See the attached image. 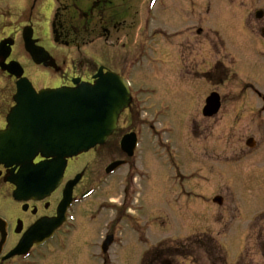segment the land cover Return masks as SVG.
I'll use <instances>...</instances> for the list:
<instances>
[{"label": "flooded vegetation", "instance_id": "af4514ba", "mask_svg": "<svg viewBox=\"0 0 264 264\" xmlns=\"http://www.w3.org/2000/svg\"><path fill=\"white\" fill-rule=\"evenodd\" d=\"M245 15L247 22L239 23L237 29L235 18ZM214 22L219 29L213 28ZM263 29L264 0H0V43L8 40L11 52L7 59L3 53L0 55V130L7 126L6 115L15 105L20 79L3 70L1 64H19L23 78H28L37 90H46L73 87L74 80L92 82L101 68L133 78L152 63L176 88L188 84L189 88L195 87L197 76L204 75L208 91L202 106L209 96L217 95L219 110L208 121L211 135L214 126L222 132V144L216 148H222L226 167L232 157L240 159L249 153L245 151L249 143L255 147L258 138H264L260 134L264 131ZM25 32L31 34L37 47L45 49L47 63L34 61L24 45ZM133 110L131 124L135 121ZM220 118L224 125H219ZM118 130L106 144L116 138L110 146L119 150ZM234 139L242 143L240 149ZM230 148L239 155L228 156ZM42 160L38 156L34 163ZM80 162L79 157L69 161L60 187L44 200L13 197V180L20 167L0 164V217L6 221L0 264H24L22 259L26 257L8 255L39 219L57 216L66 183L83 172L73 193L77 198L81 195L88 166L81 168ZM67 224L56 231L50 244H64ZM109 234L114 244H119L117 230H109ZM113 251L89 255L96 259L95 264H124ZM150 253L154 258L150 264H167L165 259L155 258L161 253L159 248L145 251L140 264Z\"/></svg>", "mask_w": 264, "mask_h": 264}, {"label": "rangeland", "instance_id": "374dc122", "mask_svg": "<svg viewBox=\"0 0 264 264\" xmlns=\"http://www.w3.org/2000/svg\"><path fill=\"white\" fill-rule=\"evenodd\" d=\"M247 17L235 18V27L240 28L238 24L247 22L244 21ZM216 24L213 28L219 29ZM202 65L205 70L206 65ZM136 75L133 77L136 90L146 89L148 93L138 96L137 100L141 101L136 105L132 124L131 113L127 110L123 114L117 134L120 140L131 129L141 130V144L135 156L128 158V165L115 175L106 176L105 167L111 161L127 158L117 148H111L116 138L81 155V168L88 166L81 191L95 187L96 192L72 211L78 230L69 228L63 234L64 250L58 245L43 246L32 262L95 264L96 259L92 260L89 254L102 255L99 247L105 232L117 230L119 244L114 246L113 253L124 264H140L145 251L158 245L173 246L175 241L187 236L190 238L184 241L194 247L209 244V238L200 239L195 234L206 231L216 243L223 245L228 264H264V254L259 248L264 243V138L259 137L253 149L245 147L249 153L240 159L232 157L224 167L222 148H216L222 144L219 136L222 132L214 126L211 135V123L202 114L203 96L208 91L204 75H198L196 86L191 88L187 87L189 84L182 85L184 88L170 85L160 67H153L152 63ZM219 125H224L221 118ZM260 132L264 136V131ZM234 140L240 149L242 143ZM168 144L173 151L167 149ZM233 153L230 148L228 156ZM238 160H241L239 164ZM178 178H181L179 182ZM184 188L191 190L187 193L194 192L192 196L184 194ZM216 195L223 198L221 206L213 202ZM1 215L5 216L2 210ZM137 236L143 237L141 242L132 239ZM197 257L204 264L210 263L207 255ZM193 262L188 255H182L172 264Z\"/></svg>", "mask_w": 264, "mask_h": 264}, {"label": "water", "instance_id": "95a60500", "mask_svg": "<svg viewBox=\"0 0 264 264\" xmlns=\"http://www.w3.org/2000/svg\"><path fill=\"white\" fill-rule=\"evenodd\" d=\"M30 38L28 33L27 48L41 63L47 57L42 49L34 47ZM1 47L0 52L3 53L5 46L1 44ZM7 55L8 52L4 58ZM97 77L94 84L83 83L75 88L36 94L26 83L20 85L17 105L9 114L7 129L0 132V164L22 166L17 195L26 193L27 198H45L60 184L68 158L104 144L114 132L120 114L131 103L129 86L126 80L113 73L100 72ZM217 106V100L210 98L204 115L214 114ZM122 141L124 149L132 155L137 142L135 134L125 136ZM39 154L47 160L34 165L33 161ZM121 164L113 163L108 171ZM79 180L80 176L68 183L60 204L59 218L38 223L20 252H27L33 242H45L64 221V214L72 201L73 187ZM217 202L222 203V199H217ZM2 224L0 219V226ZM0 229L4 236V228ZM3 243L4 238L0 247Z\"/></svg>", "mask_w": 264, "mask_h": 264}, {"label": "trees", "instance_id": "16d2710c", "mask_svg": "<svg viewBox=\"0 0 264 264\" xmlns=\"http://www.w3.org/2000/svg\"><path fill=\"white\" fill-rule=\"evenodd\" d=\"M181 248V254L185 256H189L191 258H195L198 254H204L208 257V260L211 264H225V258L221 252V250L217 246L210 245V243H203L202 246H199L198 249H203L204 251L198 250L191 243L184 242L179 243Z\"/></svg>", "mask_w": 264, "mask_h": 264}]
</instances>
